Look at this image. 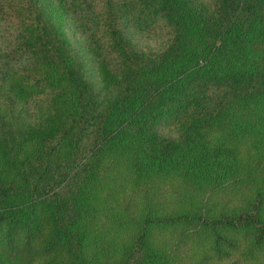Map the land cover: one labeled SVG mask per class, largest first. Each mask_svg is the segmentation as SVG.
Masks as SVG:
<instances>
[{"label":"trees","instance_id":"16d2710c","mask_svg":"<svg viewBox=\"0 0 264 264\" xmlns=\"http://www.w3.org/2000/svg\"><path fill=\"white\" fill-rule=\"evenodd\" d=\"M70 1L119 90L66 0H0V264H264V0Z\"/></svg>","mask_w":264,"mask_h":264},{"label":"rangeland","instance_id":"374dc122","mask_svg":"<svg viewBox=\"0 0 264 264\" xmlns=\"http://www.w3.org/2000/svg\"><path fill=\"white\" fill-rule=\"evenodd\" d=\"M209 9L214 8L215 0H200ZM63 11L60 13V19H58L66 38L70 44L79 53L82 62L86 68L88 79L93 87V90L98 95L100 103L106 104L108 100L112 99L119 90L117 81L111 77L105 70H103L100 64V56L91 48V43L86 37L85 31L82 29L87 26L89 19H96V8H83L77 7L70 0H66V8L59 9ZM7 25V23H5ZM4 27V25H1ZM0 28V73L3 72L6 64L4 51L6 49V43L13 39L11 29ZM133 40L142 47H150L153 50L158 49V45L162 42V37L159 35L151 36L150 40H146L142 34L133 32ZM102 106V105H101ZM159 133L165 136L176 135L175 127H160Z\"/></svg>","mask_w":264,"mask_h":264}]
</instances>
